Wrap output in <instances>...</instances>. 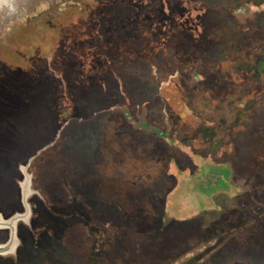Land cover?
<instances>
[{
    "label": "rangeland",
    "instance_id": "374dc122",
    "mask_svg": "<svg viewBox=\"0 0 264 264\" xmlns=\"http://www.w3.org/2000/svg\"><path fill=\"white\" fill-rule=\"evenodd\" d=\"M0 264H264V0L0 4Z\"/></svg>",
    "mask_w": 264,
    "mask_h": 264
},
{
    "label": "bare ground",
    "instance_id": "6f19581e",
    "mask_svg": "<svg viewBox=\"0 0 264 264\" xmlns=\"http://www.w3.org/2000/svg\"><path fill=\"white\" fill-rule=\"evenodd\" d=\"M12 0H0V4L2 5V4H9L10 2H11ZM27 215H28V213H25V215H23V217H22V219H25L26 217H27ZM2 220V222L4 223V224H9L10 226H11V238H12V243H11V245H10V249L11 250H13V247H14V242H15V240L13 239V237H14V235H13V231H14V226L12 225L13 223H14V221H15V219H12V220H5V219H1ZM16 244V243H15Z\"/></svg>",
    "mask_w": 264,
    "mask_h": 264
}]
</instances>
